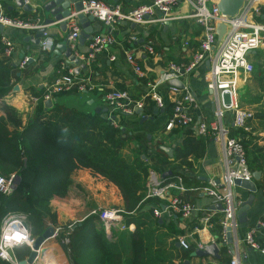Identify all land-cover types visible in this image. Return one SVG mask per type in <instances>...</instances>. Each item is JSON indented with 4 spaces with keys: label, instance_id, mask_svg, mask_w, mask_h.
<instances>
[{
    "label": "built area",
    "instance_id": "built-area-1",
    "mask_svg": "<svg viewBox=\"0 0 264 264\" xmlns=\"http://www.w3.org/2000/svg\"><path fill=\"white\" fill-rule=\"evenodd\" d=\"M33 10L38 8L30 0H23ZM210 2V4H208ZM185 3L191 8L188 18L200 28V39L196 52L187 63H168L166 70L157 80H148V98L157 109H164L165 102L158 92V86L165 85L171 98V111L165 122L164 129L167 131L176 127H192L197 136L210 137L220 147L221 165L223 173L220 178H208L205 181L195 182L198 185L187 187L179 176H159L153 170H149L146 181V197L156 198L160 203L154 206L153 216L161 218L163 214H179L183 219H189L198 210L202 213L198 222L192 226V230L201 233L209 228L210 219L216 209H197L196 206L179 196L172 195L171 191L199 190L205 196L212 199L213 204H220L217 209L221 213L220 233L217 238L212 237L207 244L214 243L218 247L221 244L231 246L229 261L227 264H251L248 261L247 249L255 250L264 255V220L258 221L257 225L241 232L237 219V210L243 200L235 192V180H252V171L248 168L245 152L242 145V135L239 129L246 130L252 112L242 108L238 102V92L241 83L252 72L250 56L258 50L264 51V22L259 18L262 13L261 7L264 0H243L238 12L233 16H223L214 0H152L150 3L140 5L129 11H124L117 4H107L102 0H82V8L79 11L66 16L63 20L68 29L67 41L70 48H74L80 33V24L77 19L79 13L85 16L91 15L105 28V32L93 35L88 43L85 53H75L78 60L84 66L90 67L96 56L108 50L117 42L115 29L120 21L134 24H145L153 21L165 22L173 19L174 9ZM220 23L226 25V30L221 39L217 40L216 26ZM0 25L19 30H37L45 27L40 19H18L7 15L0 5ZM48 32H42L39 44L42 49L49 50L51 43L48 42ZM0 41L3 44V54L9 60L13 54V42L0 33ZM137 41L135 35L128 37V42ZM73 50V49H71ZM145 51L154 54L152 41H147ZM73 52V51H72ZM110 56V60H114ZM124 59L131 66L133 72L140 78H146L145 72L137 61L132 50H124ZM29 57H24L19 68L28 63ZM208 62L204 74L206 88L213 97L214 111L211 115L197 116L199 102L191 88L186 83L182 87L171 85V79H185L199 65ZM72 65L63 62L59 64L57 75L43 91V100H51L56 93L76 90L79 92L87 89V79L79 77ZM220 91L227 95V102L220 100ZM37 102V97L32 99ZM108 116L112 114L132 115L136 110L142 111L145 107L144 97L132 98L128 91L111 88L103 97ZM231 114V125L227 118ZM144 116V114H143ZM114 121V120H113ZM114 123V122H113ZM14 175L8 178L0 175V193L10 194L13 189ZM102 223L106 236L111 235V230H126L132 224L125 223V211L121 208H103L97 213ZM34 242L31 234V225L28 215L19 212H7L0 222V259L11 264H19L20 259L14 254L21 247L29 250ZM177 242L183 249L190 248L187 238L177 236ZM207 244L198 241L193 250L204 249ZM40 251H38V254ZM28 256V255H27ZM25 256L23 259H26ZM37 259V258H36ZM35 259V261H36ZM34 261V263H35ZM33 263V264H34ZM215 264V263H212Z\"/></svg>",
    "mask_w": 264,
    "mask_h": 264
},
{
    "label": "trees",
    "instance_id": "trees-1",
    "mask_svg": "<svg viewBox=\"0 0 264 264\" xmlns=\"http://www.w3.org/2000/svg\"><path fill=\"white\" fill-rule=\"evenodd\" d=\"M3 49L0 41V175L8 178L13 174L14 180L19 177V182L10 194L0 193V222L7 212H23L28 215L32 236L45 230V218L56 225L57 214L52 200L66 196L72 188L74 172L85 168L118 188L125 223L134 228L114 230L112 236L107 237L98 216L89 214L68 229L66 250L71 264H183L194 258H190L192 246L188 249L176 246L177 234L183 231L175 226L172 215H180L173 213L169 216L170 222L165 223L162 219L159 222V218L153 216L152 208L160 202L146 197L149 170L160 174L169 167L165 151L159 150L157 144V154L153 157L136 142L130 146L131 138L125 136L120 125L109 119L108 112L79 111L54 101V97L64 92L54 94L51 107L45 108L43 92L39 91L33 114L23 121L16 108L4 101L13 89L10 82L13 66L4 56ZM252 56L257 58L258 51ZM258 81L264 98V78L259 77ZM253 121L256 124L248 132L243 129L239 132L248 168L262 174L264 196V135L254 134L259 126L264 130V106L253 114L249 123ZM181 128L196 134L192 127H176L170 131L177 132ZM126 149H130L128 154H125ZM190 152L196 161L202 156L203 147L200 143L194 144ZM186 157L183 152L177 156L180 165L191 167L192 162ZM174 176H179L184 185H188L189 180L184 175L173 171L171 177ZM217 212L221 215L219 211L214 213ZM218 220L215 216L211 218L216 233H220ZM218 236L216 234V238ZM216 240L220 241L219 238ZM21 248L14 252L20 260L30 251L28 247ZM226 251L225 244H221L220 253ZM216 261L227 264L229 257L221 256ZM0 264L11 263L0 259Z\"/></svg>",
    "mask_w": 264,
    "mask_h": 264
},
{
    "label": "crops",
    "instance_id": "crops-1",
    "mask_svg": "<svg viewBox=\"0 0 264 264\" xmlns=\"http://www.w3.org/2000/svg\"><path fill=\"white\" fill-rule=\"evenodd\" d=\"M30 1L36 6L40 4L39 0ZM102 1L107 4L117 3L124 11H129L140 5L150 3L152 0ZM214 1L217 2L218 0ZM11 4L12 1L0 0L1 8L7 15L13 18L22 20L38 18L41 24H43L44 19L50 17L49 14L41 11L39 8L31 12H24L13 4V9L9 10L7 7ZM261 11L262 13L259 19L264 22V4L261 7ZM73 12L74 9L71 8L70 14ZM190 12V6L181 3L174 9L173 19L169 21H153L145 24L120 21L115 29V38L117 42L111 45L107 51L98 54L92 62V66H84L82 69L79 68L78 76L88 80L87 89L82 92L75 90L67 91L56 96L54 100L69 108L88 112L96 107H105L103 97L105 92L111 88L126 90L129 92L130 96L135 99L144 97L145 107L141 112L136 110L134 114L128 116L114 115L115 119L113 122L122 127L126 137L131 138L132 142L130 146L136 142L139 144L140 148L145 147L150 156L156 157L154 155L157 154V144L159 150L162 148H169V153L165 151L169 160V167L164 168L162 173L171 172L170 175H167L168 181L173 171L184 175L187 180H189L188 185H185L188 188L198 185L194 180L196 178L200 181H205V179L207 180L208 178H215V180L220 178L223 173L220 161V147L210 137L197 136L193 132H190L188 128H181L177 132L164 129L165 122L171 111V98L165 85L158 86V92L162 95L165 102L164 109H158L157 112L154 113L153 109L155 106L148 96L145 95L148 91L146 81L160 78V76L164 74L168 63L189 62L191 56L196 52L200 39V28L194 23L193 19L187 17ZM90 25L92 27L91 37L105 32L104 26L97 20L91 22ZM0 26V33L10 39L14 46V51L10 58V63L13 66L10 72V82L13 85V89L4 97V101L14 106L18 113L21 114L23 121H25L27 116L33 114L37 103L32 99L36 97L39 91L43 92L46 86L56 77L59 64L63 62L66 63L67 61L63 53L56 48V45L60 44L67 37L68 29L66 28V30L63 31L55 21L45 25L48 32L47 39L48 42L51 43V47L49 50H44L41 48L40 44H36L31 40L36 30H19L7 26ZM130 35H135L137 41L129 43L128 37ZM90 39L86 40L81 45L77 38L74 48H71L73 49V53H85ZM150 40L153 43L154 54H148L145 51V45L147 41ZM126 49L133 51L142 70L146 74V78H140L135 74L131 66L125 61L124 50ZM25 56L29 57L28 63L23 68H19L18 65ZM110 56H114L115 59L110 60ZM78 64L79 65H72V67L76 69L80 65H84L80 61ZM206 68V63L199 65L185 79L179 80L182 83L188 84L197 97L199 102V109L196 111L197 116L211 115L214 111L212 94L206 88L203 79ZM60 96L67 98L62 102L63 99H61ZM219 96L221 101L227 102V95L225 93L220 91ZM69 102H71V104H69ZM143 114L147 117L146 119H143ZM231 121L232 117L231 114H229L227 118L229 125H231ZM252 126H254V124H252ZM254 134H256V132H254ZM199 143L203 147V154L195 161L193 160L190 150L193 149L194 144ZM181 152L187 155V160H191V167L185 164L180 165L177 156ZM150 161H152L151 157L149 158V162ZM162 173H160L159 176H161ZM261 179L262 174L259 180L254 181L257 191L254 193L255 198L253 204L247 211V222L239 223L241 232L257 225L258 221L264 220V196L261 191ZM72 181V190L87 192V194L92 197H96L98 192L101 191L103 195H110L108 197L109 203L104 202V205H116L117 208L122 207V199L118 188L103 177L91 174L88 169L78 168L72 176ZM235 192L241 200L246 199L249 193L248 190L237 185ZM171 194L192 202L199 210L213 208L216 209L215 211H218L216 207L217 204H213L212 199L205 196L199 190H184L180 192L172 190ZM148 206L146 209L152 205ZM214 214L211 218L213 219L214 216L219 218L218 223L220 225L221 215L219 213V215ZM201 215L202 213L198 210H196L189 219H183L180 216L175 217L172 215L175 226L183 231L177 234V236H185L193 249L198 241L207 244L212 237L214 238L216 234L217 236L219 234V231L216 233L213 230L211 219L209 228H206L201 233H196L192 230V226L198 222L199 216ZM170 218L171 217L163 214L160 219L166 223L172 220ZM220 246L221 245H219V250ZM228 247L229 246H226L227 251L220 253V256L229 257L228 251L230 250ZM246 249L248 261L251 264H264V255L258 251ZM205 258H207V260ZM216 260L218 259L211 256H206L203 259L202 257H194L190 259L189 264H219Z\"/></svg>",
    "mask_w": 264,
    "mask_h": 264
},
{
    "label": "water",
    "instance_id": "water-1",
    "mask_svg": "<svg viewBox=\"0 0 264 264\" xmlns=\"http://www.w3.org/2000/svg\"><path fill=\"white\" fill-rule=\"evenodd\" d=\"M7 1H12V4L8 6L7 8L9 10L13 9V4L17 8L21 9L24 12H31L33 9L29 4H25L23 0H7ZM40 4L38 5V8L49 14L50 17L44 19L43 24L48 25L53 23L54 21L57 22L60 26V28L65 31L66 30V23L63 20L66 16L70 14V9L73 8L74 11H79L82 8V0H39ZM243 0H218L217 1V7L221 14L223 16H233L235 15L239 8L242 5ZM77 19L79 23L81 24V30L80 34L78 37V42L79 44H83L86 40H89L91 37L92 33V27L90 25L91 22L94 21V18L91 15L85 16L82 13H79L77 15ZM1 29V26H0ZM226 30V25L223 23H220L216 26V34H217V40L219 41L223 34L225 33ZM44 31V28H39L36 30V33L34 36L31 38V40L39 44V39L41 38L42 32ZM56 48L60 50L64 57H66L68 64L70 65H79V60L75 56V54L72 52L71 48L68 45L67 37L58 45H56ZM206 66H208V62L206 61ZM79 68H84V65H80L75 69V73L78 75L79 73ZM171 85L177 86V87H182V82H180L177 79H171L169 81ZM52 101L51 100H45L44 101V106L45 108L51 107ZM157 108L154 107L153 112H157ZM162 110V109H160ZM94 112H102L106 113L108 112L107 107H96L94 109ZM140 112V111H139ZM147 117L143 116V119H146ZM110 120H114L115 117L111 115L109 117ZM164 151L169 153V148H162ZM144 158V156H142ZM170 171L162 173L161 177H165L167 175H170ZM261 176L260 171H252V180H235L234 183L237 186H240L246 190L249 191L248 196L246 199H244L240 205V207L237 210V219L239 223H245L247 222V211L249 208L252 206L253 201H254V193L257 191V187L255 184V180H259ZM205 179V178H202ZM19 182V177H17L14 182H13V188L16 187V185ZM218 182V180H217ZM216 207L218 209L221 208L220 204H217ZM162 220L159 219V222ZM74 227V226H73ZM52 235V230L50 228L46 229L41 235H38L34 238V242L32 244V247L29 251V254L26 259H21L19 261V264H33L35 259L38 256V251L39 249H43L42 245L49 238V236ZM176 246L178 247V244L176 243ZM229 250H231V246L228 247ZM219 247L214 244H208L204 249L199 250L195 249L190 253V258L192 257H206V256H211L215 259H219L220 252H219ZM189 259L185 260L183 264H189Z\"/></svg>",
    "mask_w": 264,
    "mask_h": 264
},
{
    "label": "rangeland",
    "instance_id": "rangeland-1",
    "mask_svg": "<svg viewBox=\"0 0 264 264\" xmlns=\"http://www.w3.org/2000/svg\"><path fill=\"white\" fill-rule=\"evenodd\" d=\"M208 4H210V2ZM42 28H44L45 31L46 28L45 27ZM260 51L261 50H258L257 58H254L252 56V54H254L255 52L251 54L250 60L253 64L252 72L249 74V76H247L246 80H244L241 83L238 92L239 105L242 108L252 112V114L259 112L264 106L263 91L261 90L258 81L259 77L264 78V51L261 52ZM60 98L63 99L62 102H64V99H66L67 97L60 96ZM55 99L56 97L54 98V100ZM69 104H71V102H69ZM94 109L93 110L91 109L90 111H94ZM116 115H121V114H116ZM252 124L255 125L256 121L250 123L248 122L246 126L247 129L244 130V132H248L253 127ZM256 134L259 135L260 137L264 135V130L262 126L257 127ZM128 152H130V149L125 150V154H128ZM79 191L80 190L77 191L71 189L66 196L56 197L52 200L51 204L53 205L57 214V223L56 225H54L49 221L48 218L44 219L45 230L50 228L52 230V235H50L49 238L45 240V242L43 243L42 245L43 249H41V252L38 254L34 264H45L46 260H48V258H50L55 253L58 254L60 264H71L69 262L67 256V250H66V245L68 243L67 234L69 233L68 229H72L74 224L80 222L89 214H94L93 210L98 213L99 210H102L103 208H110V207L117 208L116 205L115 206L104 205V202L109 203L108 197L110 195L108 194L103 195L102 192L99 191L96 197H92L89 196L87 192L85 193ZM98 222L100 224V221ZM133 228L134 227L132 226L128 230H133ZM113 231L111 230L110 233L111 235H108L107 237H111ZM158 233L161 234L163 232H158ZM33 237L35 238L36 236L33 235ZM44 249L45 250L51 249L50 250L51 253L47 251L44 258L41 260V257L43 255L42 251ZM21 250L23 249L21 248ZM205 259L207 260V258Z\"/></svg>",
    "mask_w": 264,
    "mask_h": 264
},
{
    "label": "bare ground",
    "instance_id": "bare-ground-1",
    "mask_svg": "<svg viewBox=\"0 0 264 264\" xmlns=\"http://www.w3.org/2000/svg\"><path fill=\"white\" fill-rule=\"evenodd\" d=\"M50 250L51 249H44L43 251H42V257H41V260L44 258V256H45V254H46V252L48 251V252H50ZM40 252H41V249H40ZM51 253V252H50ZM45 264H60V262H59V258H58V254L57 253H55L54 255H52L50 258H48V260H46V262H45Z\"/></svg>",
    "mask_w": 264,
    "mask_h": 264
}]
</instances>
